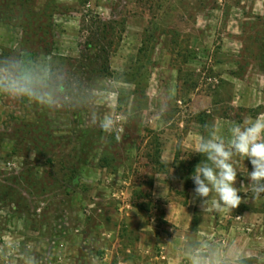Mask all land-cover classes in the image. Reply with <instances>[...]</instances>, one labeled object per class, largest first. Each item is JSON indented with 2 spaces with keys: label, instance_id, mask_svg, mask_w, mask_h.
Wrapping results in <instances>:
<instances>
[{
  "label": "rangeland",
  "instance_id": "1",
  "mask_svg": "<svg viewBox=\"0 0 264 264\" xmlns=\"http://www.w3.org/2000/svg\"><path fill=\"white\" fill-rule=\"evenodd\" d=\"M97 43L109 69L90 73ZM11 62L48 103L0 93V264H99L122 189L161 216L159 176L187 204L200 139L264 117V0H0V76ZM234 166L240 187L252 165ZM208 213L204 252L222 238L227 260L264 264V196Z\"/></svg>",
  "mask_w": 264,
  "mask_h": 264
},
{
  "label": "clouds",
  "instance_id": "2",
  "mask_svg": "<svg viewBox=\"0 0 264 264\" xmlns=\"http://www.w3.org/2000/svg\"><path fill=\"white\" fill-rule=\"evenodd\" d=\"M7 75L0 76V93L21 99H28L45 106L47 94L40 90L36 78L22 70L16 62L6 67ZM99 127L106 133L117 132L116 121L105 116L98 121ZM227 141L216 135L213 129L195 145L194 152L203 159L196 165L191 179L195 185V199L202 211L214 208L217 212L236 209L242 202L264 196V117L252 121L234 123L229 128ZM118 138V137H117ZM240 157L252 165L246 184L236 186L238 172L234 158ZM160 186V178L156 177ZM244 194V196L241 195ZM199 242L185 249L190 264H228L217 249L209 247L207 252H199Z\"/></svg>",
  "mask_w": 264,
  "mask_h": 264
},
{
  "label": "crops",
  "instance_id": "3",
  "mask_svg": "<svg viewBox=\"0 0 264 264\" xmlns=\"http://www.w3.org/2000/svg\"><path fill=\"white\" fill-rule=\"evenodd\" d=\"M162 159L171 162L175 158L177 141L173 138H164ZM157 177V176H156ZM159 185L155 179V188H151L150 193L154 202H164L163 214L157 216L155 213L145 212L143 204H132L130 199L134 192L128 188L121 190L119 197H123L120 204L117 227L107 230L103 234L102 240L105 244L104 250L100 253L99 264H190L185 249L191 247L194 242H199L201 247L196 250L204 252L205 233L203 231L204 216H213L209 211H202L199 202L195 199L194 189L190 190V197L187 204L179 201L164 178L160 179ZM125 224L127 229L121 231V224ZM212 245L222 254L225 248L221 246L222 238L212 239ZM208 241V240H207ZM228 243L230 238L224 240ZM226 243V244H227ZM222 247V248H221ZM164 256L160 257L159 253ZM224 257L234 258L235 251L228 250ZM228 264H235L227 260ZM60 264H70L65 257ZM236 264H241L237 263Z\"/></svg>",
  "mask_w": 264,
  "mask_h": 264
},
{
  "label": "trees",
  "instance_id": "4",
  "mask_svg": "<svg viewBox=\"0 0 264 264\" xmlns=\"http://www.w3.org/2000/svg\"><path fill=\"white\" fill-rule=\"evenodd\" d=\"M90 51H92V55L88 56L87 58V62L84 64L85 69L88 72H106L109 69L108 66V53L105 50L104 47L99 46V44L97 43L96 45H92L91 48H89ZM102 58L105 60L102 61V64H100V60H102ZM99 67V69L97 68ZM94 69V70H93ZM98 69V70H96Z\"/></svg>",
  "mask_w": 264,
  "mask_h": 264
},
{
  "label": "built area",
  "instance_id": "5",
  "mask_svg": "<svg viewBox=\"0 0 264 264\" xmlns=\"http://www.w3.org/2000/svg\"><path fill=\"white\" fill-rule=\"evenodd\" d=\"M62 246H63V244H62ZM159 256H160V257H163V256H164V254H163L162 251L159 253ZM56 257H57V258H56V260H55V263H53V264H60V263L63 261V258H64V257H62L61 254H57Z\"/></svg>",
  "mask_w": 264,
  "mask_h": 264
}]
</instances>
